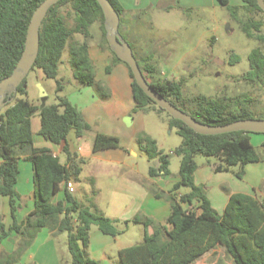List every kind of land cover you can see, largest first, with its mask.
Instances as JSON below:
<instances>
[{"label":"trees","instance_id":"16d2710c","mask_svg":"<svg viewBox=\"0 0 264 264\" xmlns=\"http://www.w3.org/2000/svg\"><path fill=\"white\" fill-rule=\"evenodd\" d=\"M43 1L0 0V82L12 73L19 61L32 15ZM110 1L119 12L120 29L127 11L118 0ZM242 2L239 6L231 4L230 0H219L239 22L246 36L264 44V21L254 17L257 13L264 15V11L258 6L257 0ZM96 22L100 23L101 30L98 44L114 56V62L107 67V72L110 73L116 63L125 64L132 79L136 102L133 111L153 109L157 104L138 86L128 64L110 49L105 16L97 0H60L48 10L40 28V48L34 67L42 69L46 78L56 79L68 45L75 79L83 85L98 84L95 65L89 53L90 43L94 40L90 28ZM74 34H80L83 40H73ZM134 54L147 81L172 104L199 122L225 125L240 119L262 118L253 115L246 99L200 95L186 100L182 93L183 82L149 79L155 72L151 57L139 58L135 51ZM248 60L249 71L243 79L252 83L264 80V51L261 48L253 49ZM26 84L25 78L18 87L14 101L0 112V197L9 198L14 218L9 227L0 219V244L12 232L17 234L18 239L12 253L0 256V264L18 262L44 227H49L53 235L63 232L68 234L67 246L72 264H97L86 256L90 230L96 226L105 234L117 236L120 233L116 227L117 221L79 202L67 187L65 200L53 202L63 184L80 179L84 161L73 159L65 148L69 163L63 164L49 149L35 147L32 116L38 114L40 117L41 135L57 144L66 140L71 130H75L78 137L85 136L91 129L90 125L65 96H58L57 103L42 108L26 98L18 97L27 96ZM62 88L59 84V89ZM109 95L108 92L102 97L107 98ZM168 115L169 126L176 128L182 138L181 144L175 149V154L181 157L179 181L173 185L167 197L171 203V213L164 224L139 216L125 221L126 225L143 222L146 228L154 226V230L153 233L145 231L142 243L121 248L118 251V264H194L219 247L224 248L233 264H264V201L254 195L233 193L224 212L220 214L213 208L205 188L195 182L197 155L218 158L216 171H229L238 166L235 174L240 179L245 175L246 165L263 161L264 157L251 143L250 132L241 130L214 135L200 134L183 121ZM136 141L149 160L159 162L157 167L150 166L149 174L169 175L170 159L159 149L157 141L145 132L139 133ZM120 147L117 136L99 133L93 140L94 151ZM22 158L33 165L34 209L23 221L17 222L14 213L20 195L16 183L19 160ZM91 183L94 184L93 180ZM183 187L188 192L179 194ZM153 192L158 197L164 195L156 190ZM91 195L94 198L97 191Z\"/></svg>","mask_w":264,"mask_h":264},{"label":"crops","instance_id":"0c3cea01","mask_svg":"<svg viewBox=\"0 0 264 264\" xmlns=\"http://www.w3.org/2000/svg\"><path fill=\"white\" fill-rule=\"evenodd\" d=\"M118 1L127 11L126 15H139L158 7L168 11L174 6L197 8L207 4L214 6L219 3V0ZM230 3L241 5L243 2L242 0H230ZM127 19L125 16V25L128 24ZM130 38L136 42L135 32L134 37L131 36ZM139 52L142 56H148L146 51H142L144 53ZM89 53L95 65L96 79L106 83L110 88L111 95L107 99L106 97H99L92 89L80 86L78 89L83 96L82 102L79 98L75 100L70 95H65V97L82 113L90 125V131L85 136L78 137L76 131L71 130L66 140L57 144L45 138L38 130L33 132L34 145L37 148L49 149L63 164L69 163L65 148L68 149L73 159L83 160L80 179L71 181L74 186V192L71 194L82 204L93 209L96 208L105 216L116 220V226L127 220H133L137 216L164 224L171 213V203L167 197L173 185L179 181V176L173 177L171 172L166 176H151L149 170L146 175L142 174L138 162L133 159V157L138 156L133 147L137 144L136 136L146 131L141 117L142 111H133L136 102L133 96L129 69L123 63H116L112 71L108 73L107 67L114 62V56L109 50L101 48L99 44L90 43ZM99 133L117 136L120 139L121 147L94 151L93 140ZM150 136L157 141L159 147L158 139L154 135ZM250 138L255 148L256 145L264 144L263 133H250ZM159 149L161 148L159 147ZM158 164L157 160L154 166L157 167ZM216 164L217 162L212 163L210 161L202 165L198 164L195 171V182L205 188L213 208L218 213L224 212L229 197L233 193L254 195L264 201V161L246 165L245 175L242 179L236 176L234 169L216 171ZM91 180L94 182L93 185H90ZM83 183H89L90 186L84 188ZM93 186L97 188L98 193L94 198H91L90 193ZM16 190L20 199L17 200L18 208L14 215L16 221L21 222L34 209L35 190L33 165L24 158L19 160ZM153 190L164 195L158 197ZM186 192H188L187 188L179 190V194ZM65 198L66 184H63L53 202L65 200ZM0 219L7 227L14 222L10 200L6 196L0 197ZM131 225L144 224L143 222H130L127 225L128 230ZM153 230L154 226L144 227L142 230L143 239L145 231L153 233ZM62 235L63 233L53 235L49 227L42 228L22 258L12 264H72L67 242L64 241ZM17 242V234L15 232L10 233L0 244V256L12 253ZM127 246L120 242L119 235L105 234L98 227L93 226L90 230L86 256L96 261L97 264H118V251ZM220 248L223 247L205 254L194 264L220 263V255L215 257ZM210 255L213 258L208 260Z\"/></svg>","mask_w":264,"mask_h":264},{"label":"rangeland","instance_id":"374dc122","mask_svg":"<svg viewBox=\"0 0 264 264\" xmlns=\"http://www.w3.org/2000/svg\"><path fill=\"white\" fill-rule=\"evenodd\" d=\"M125 16L128 18V24L125 25L123 18L121 34L132 44L139 58L142 56L139 51H146L151 57L155 72L149 76V79L183 82L182 93L186 100L200 95L212 98L246 99L253 115L264 118V80L252 83L243 79L249 71L250 52L255 48L264 51V44L246 36L239 22L231 16L225 6L220 3L197 8L174 6L168 11L158 7L149 9L143 14ZM254 17L264 21V15L261 13H257ZM69 21L72 22V16ZM90 30L94 36L91 43L98 44L101 35L100 23H94ZM133 31L136 42L130 38L134 37ZM73 40L82 41L83 37L74 34ZM73 71L70 47L67 45L59 64L57 78H46L42 69L33 67L26 78L27 96L18 97L26 98L42 108L57 103L58 96L70 95L73 99L79 98L82 102L83 96L78 89L80 86L92 89L99 97L111 93L103 80L96 79L99 83L93 86L83 85L75 79ZM59 84L63 86L62 89H59ZM141 117L145 124V133L154 135L158 139L160 150L169 157L171 176H178L181 157L175 154V149L181 144L182 138L176 128L169 126L168 113L156 105L151 110L142 111ZM32 124L33 132H37L41 125L38 114L32 116ZM133 148L138 153L133 159L138 162L142 174L146 175L150 166L155 165L157 160H149L138 143ZM256 149L264 157V144L256 145ZM195 161L200 165L207 161L219 163L218 158L203 155H197ZM233 169L236 171L239 167L235 166ZM83 184L84 188L92 185V183ZM93 191H97L94 186L90 195ZM116 227L120 231V242L124 245L132 246L143 242L144 225H131L128 230L127 225L122 222ZM62 236L67 242L68 234L63 232ZM218 255L221 262L217 264L233 263L224 248H220L215 257ZM212 258L210 255L208 260Z\"/></svg>","mask_w":264,"mask_h":264},{"label":"water","instance_id":"95a60500","mask_svg":"<svg viewBox=\"0 0 264 264\" xmlns=\"http://www.w3.org/2000/svg\"><path fill=\"white\" fill-rule=\"evenodd\" d=\"M60 0H44L34 11L27 30L23 53L12 73L0 82V112L14 101L18 87L27 78L36 63L40 48V28L48 10ZM105 16L106 38L110 49L123 62L127 63L138 86L162 109L173 118L183 121L194 131L205 135L233 131H248L264 134V118L240 119L225 125H210L199 122L161 95L145 78L130 43L120 32V15L110 0H97ZM264 11V0H257ZM41 87V85H40ZM43 95H45L41 87Z\"/></svg>","mask_w":264,"mask_h":264},{"label":"built area","instance_id":"2783aa9c","mask_svg":"<svg viewBox=\"0 0 264 264\" xmlns=\"http://www.w3.org/2000/svg\"><path fill=\"white\" fill-rule=\"evenodd\" d=\"M66 187L69 190V192H71V193L74 192V186H73L72 182H68L66 184Z\"/></svg>","mask_w":264,"mask_h":264}]
</instances>
